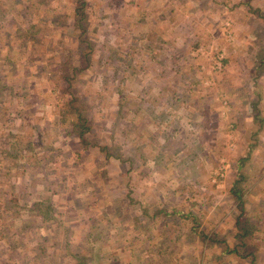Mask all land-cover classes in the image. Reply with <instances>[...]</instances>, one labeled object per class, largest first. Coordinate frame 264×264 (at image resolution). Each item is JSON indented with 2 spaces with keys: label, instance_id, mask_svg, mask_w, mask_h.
<instances>
[{
  "label": "rangeland",
  "instance_id": "obj_1",
  "mask_svg": "<svg viewBox=\"0 0 264 264\" xmlns=\"http://www.w3.org/2000/svg\"><path fill=\"white\" fill-rule=\"evenodd\" d=\"M257 112L264 0H0V264H264Z\"/></svg>",
  "mask_w": 264,
  "mask_h": 264
},
{
  "label": "trees",
  "instance_id": "obj_2",
  "mask_svg": "<svg viewBox=\"0 0 264 264\" xmlns=\"http://www.w3.org/2000/svg\"><path fill=\"white\" fill-rule=\"evenodd\" d=\"M77 22L78 24H80V27H83L84 29V25H85L84 18H78ZM86 54L87 52H84L83 55L86 56ZM88 60L89 58L85 57V60H84L85 63H87ZM87 65L88 64H86L85 66ZM66 71L67 73H70L68 72L69 70H66ZM65 79H67L69 83V81L71 80V77L65 76ZM79 98H80L79 96L78 97L72 96L70 100L66 102L67 109H65L64 112L62 113L63 114L72 113L74 115L76 123L73 122L72 127L73 129H77L76 131H78L77 135L79 137L80 142L86 146L88 145V143H87L86 137L83 135L85 131L88 129V127L85 126V123L88 121L89 118L87 115V110L85 106L81 103L82 101ZM252 106H253V111L256 110L255 106L254 105ZM255 114L256 115L254 116V119H257L258 123L261 125L264 121V118H258V112ZM246 159L247 157L246 158L241 157L237 160L236 175L238 179L233 181L232 188H231L232 196L237 200L236 207L239 208V213L235 217V224H234L235 225V234H234L235 237L234 238L236 239L237 242L234 243V245L229 246V244L225 240L221 238H217L213 232L204 233V234L202 233V234L205 237V239L209 237L208 234H211L212 242L223 245V249H222L223 255L236 254L238 257L242 259L250 255L251 258H249V261L251 263L255 259L254 254H252L254 253V251H253V248L250 249V247H248L247 245H248V241H250V239L253 238L252 232L254 230V225L256 224H254L251 221V219L248 218V215H246L244 211L245 210L244 203L246 200L244 199V196L249 191L248 189L244 191V189L239 185L241 184L242 181L246 179L245 174L241 172L242 166ZM188 214H190V212Z\"/></svg>",
  "mask_w": 264,
  "mask_h": 264
}]
</instances>
